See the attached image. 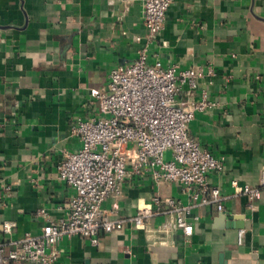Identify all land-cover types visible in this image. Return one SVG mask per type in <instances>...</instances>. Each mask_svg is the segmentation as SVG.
Masks as SVG:
<instances>
[{"label":"crops","instance_id":"0c3cea01","mask_svg":"<svg viewBox=\"0 0 264 264\" xmlns=\"http://www.w3.org/2000/svg\"><path fill=\"white\" fill-rule=\"evenodd\" d=\"M143 16V0H0L1 238L39 234V209L65 215L74 192L58 180L57 166L80 148L74 127L96 114L95 94L111 72L145 46ZM148 58L150 66L212 70L196 98L207 92L216 107L197 114L189 131L225 160L210 182L232 197L222 211L192 210L190 241L180 230L159 233L169 217L158 216L152 232L128 223L101 234L98 247L66 237L55 264H264V192L252 202L233 197L232 186H258L264 169V0H173ZM186 91L179 103L188 101ZM155 196L190 202L182 186L146 176L128 179L121 198H108L103 209L132 217ZM5 222L16 224L10 238Z\"/></svg>","mask_w":264,"mask_h":264},{"label":"built area","instance_id":"2783aa9c","mask_svg":"<svg viewBox=\"0 0 264 264\" xmlns=\"http://www.w3.org/2000/svg\"><path fill=\"white\" fill-rule=\"evenodd\" d=\"M172 3L143 0L145 46L133 63L111 72L108 86L95 94L96 114L79 120L74 127L81 146L57 166L58 180L74 192L65 215L54 218L46 209H39L37 216L45 221L39 234L26 233L18 240L0 237V264H55L60 257L58 245L66 237L88 239L98 247L101 234L121 231L128 223L152 232L150 222L158 216L169 217L159 233L180 230L190 241L194 234L192 210L215 205L222 211L224 202L232 197L210 182L211 175L224 173L225 160L202 147L189 131L197 114L216 107L207 92L196 98L199 82L212 75V70H179L160 62L148 65L149 47L162 34ZM185 88L189 99L179 103L178 96ZM146 176L155 183L182 186L190 202L155 196L127 218H113L103 209L108 198H121L128 179ZM232 186L233 197L244 195L252 202L259 201L264 192V169L258 186H240L236 181ZM2 189L10 198L11 186L2 183ZM15 228L14 222L3 224L9 238Z\"/></svg>","mask_w":264,"mask_h":264},{"label":"rangeland","instance_id":"374dc122","mask_svg":"<svg viewBox=\"0 0 264 264\" xmlns=\"http://www.w3.org/2000/svg\"><path fill=\"white\" fill-rule=\"evenodd\" d=\"M167 158L166 159H168L169 158V155L168 156H166Z\"/></svg>","mask_w":264,"mask_h":264}]
</instances>
